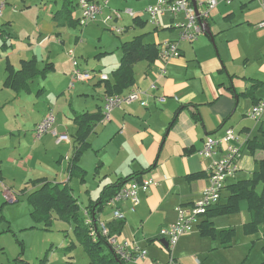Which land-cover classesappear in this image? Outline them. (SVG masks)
<instances>
[{
	"label": "crops",
	"instance_id": "0c3cea01",
	"mask_svg": "<svg viewBox=\"0 0 264 264\" xmlns=\"http://www.w3.org/2000/svg\"><path fill=\"white\" fill-rule=\"evenodd\" d=\"M4 1L7 5L0 18V39L3 41H0V195L9 205L24 197L30 214L32 207L27 201V196L37 188L34 180L69 184L72 188L70 182L72 177L76 176L85 186L86 177L84 176L83 180L79 172L71 176L70 171L71 159L78 146V126L74 119L76 113L103 114L104 99L107 95L105 81L95 78L87 83H77V89L68 84L67 89L74 93L69 98L65 96L66 85L58 86L54 103H46L43 97L48 93L47 89L34 91L31 84L36 79L48 80L51 75L61 73L60 55L62 52L67 54L70 49L76 52L79 59L81 56L85 57L87 62L90 55L94 54V65L89 64L90 70L107 74L109 79L113 80L112 73L119 67L123 56V43L141 35L145 44L159 45L165 41H178L181 51L179 58L165 62L159 57L153 63L145 60L136 63L135 84L121 93L128 94L132 89L139 88L142 90L141 99L147 100L148 106L137 101L114 109L109 120L103 119L96 125L88 138L90 148L83 153L84 155L92 148L99 124L103 121L115 124L116 135L108 144L114 143L110 153L117 159L114 160L115 167L120 170L126 164L130 167L135 163L137 168L130 173L123 169L120 173L115 170L116 181L132 173H142L141 178H153L157 183L147 191L141 192V202L135 211L131 210L130 201L116 204L126 215L120 237L135 242L148 252L144 261L128 264H170L171 253L166 251L160 231L177 221L178 206L192 205L202 197L207 185L208 170L213 161L220 157V154L213 158L199 154L206 138L222 136L226 129L233 128L246 142L243 152L249 150L248 142L251 140L264 142V115L259 120H253L247 115L253 105L264 97V27L259 26L264 21V8L256 0H216V5L210 10V18L206 20L213 36L203 31L194 42H188L180 39V31L175 26L183 22L182 14L163 17L161 26L157 28L148 21L145 11L155 0H147L142 10L131 6V0H125L126 4H130L126 10H132L135 16L130 15L132 18L126 20L125 13L121 21L114 23L125 29V37L117 43V59L114 61L116 50L112 49L113 42L104 41L103 34L93 43L91 49L80 39L78 33L73 35L72 29L77 30L80 27L78 22L72 26L67 19H56L64 0ZM12 1L23 2L24 8L37 6L38 3L43 5L39 7L37 14L33 15L35 21L31 26H34L32 31L31 28L26 31L21 28L33 19L32 16L26 11L15 12L18 7H12ZM207 2H200L199 9L201 10V6ZM115 3L110 1V6L121 10L119 3ZM212 12L215 13L214 17ZM80 13L76 5L72 15L75 21L79 19ZM89 26H95L88 32L95 35H98L97 31L102 27L112 31L111 24H105L102 19L87 27ZM17 29L22 32L19 37L13 35V31L18 32ZM23 31L27 34L23 35ZM72 35L76 37L75 43L71 41ZM78 42H81L79 47L76 46ZM79 49L82 51L80 54ZM33 58L36 59L39 69L48 64L53 69L46 77L31 80L26 90L16 91L7 85L6 81L10 75L8 67L20 70L23 60ZM110 67V72L104 71ZM163 70L165 73L162 74ZM64 77L70 80V71L65 73ZM258 82H262V85L255 86ZM161 96H165L166 100L158 101L157 98ZM24 111L27 112V117L19 119ZM50 111L55 114V130L60 134H68L69 141L58 142L52 133L40 138L35 136L37 123ZM250 155L248 160L251 163L252 175L257 170L254 166L258 168V162L263 158L264 152L258 150L254 155L250 152ZM82 157L78 164L86 174ZM137 160H140L141 168L138 167ZM240 162L237 178L229 184L239 180V175L244 171V160L241 158ZM101 164L104 162L99 163ZM195 175L199 176L194 177ZM114 182L102 179L96 189L98 196L92 198L89 192L88 204L99 198L105 185ZM224 195L226 201L227 190ZM12 207H2L4 221L1 222L0 229L3 233L11 231L10 226L6 229L5 222L10 224L13 217H20L23 209L20 207L18 210H12ZM108 207L112 208L111 216L106 215ZM114 207L107 203L101 212H97L99 225L114 220ZM86 213L87 210L82 214ZM222 216L213 217L211 221L217 232L235 229L236 235L232 239L231 247L223 248L219 236L215 239L202 236L200 228L196 226L195 231L185 234L179 240L172 253L175 261L179 264H240L246 260L244 264H253V251L259 246L261 250L264 247L261 233H244V237L239 238L236 227L218 230L216 223ZM57 219L59 217L54 214L53 222ZM204 219L205 216L201 218L200 223ZM247 222H244L243 226ZM33 226L35 225L30 227ZM245 247L249 249L244 254Z\"/></svg>",
	"mask_w": 264,
	"mask_h": 264
},
{
	"label": "trees",
	"instance_id": "16d2710c",
	"mask_svg": "<svg viewBox=\"0 0 264 264\" xmlns=\"http://www.w3.org/2000/svg\"><path fill=\"white\" fill-rule=\"evenodd\" d=\"M76 0H64L62 9L57 13L56 19H67L70 25H75L72 17L76 8ZM138 21L139 19H135ZM123 56L119 67L113 71V80L105 81V90L107 95L121 94L129 87L135 84L134 65L140 61L153 63L159 55V45L145 44L143 36H136L132 40L123 43L121 47ZM10 75L6 84L16 91L26 90L31 80L38 77H46L53 69L50 64L45 68L37 67L36 59L23 60L20 70H14L8 67ZM262 85L258 82L255 86ZM104 119V113H76L75 123L78 126L76 139L78 141L77 149L71 159V176L75 173H81L84 180L85 170L79 166L80 158L83 153L90 148L88 142L89 136L95 130L96 125ZM248 149L251 154L261 150L264 152V142L259 143L251 140L248 142ZM146 171V170H145ZM142 173H132L124 178L118 179L114 183L103 187L100 196L96 200L89 202L86 215L81 212L79 199L74 195L69 184L54 183L43 179L34 180L37 186L27 196V201L32 207L31 215L35 222L50 226L56 214L60 220L74 224V233L79 244L83 245L94 264H128L122 260L108 243V238L100 230L97 222V212H101L107 203L119 192L121 187L132 179L141 180ZM195 175L194 177H198ZM1 177V169H0ZM225 190L228 195L225 201ZM223 191L222 199L219 203L210 206L203 215L205 219L197 225L200 228L201 235L215 239L220 237L223 248H229L232 239L236 235L235 229H224L217 232L213 226L211 218L222 215H231L240 212V203L246 201L248 210L251 214L249 222L243 226L244 233L247 235L261 233L264 240V156L258 162V168L249 178L239 179L234 183L227 184ZM202 216V217H203ZM91 221L88 223L87 221ZM110 230V235H120L124 227V221L112 220L105 222ZM33 226L31 228H34ZM91 227H96L95 235H91ZM48 228V227H46ZM75 245L72 242V246ZM264 253V247L262 248ZM246 260L240 264H244ZM264 264V261L262 262Z\"/></svg>",
	"mask_w": 264,
	"mask_h": 264
},
{
	"label": "built area",
	"instance_id": "2783aa9c",
	"mask_svg": "<svg viewBox=\"0 0 264 264\" xmlns=\"http://www.w3.org/2000/svg\"><path fill=\"white\" fill-rule=\"evenodd\" d=\"M230 1V0H229ZM259 5L264 8V0H256ZM7 3L0 0V18L4 14V9ZM78 8L80 9V17L78 23L81 27H87L98 19H102L105 24H111V30L116 34H122L124 28L114 25L123 19L124 13L135 16L132 10L125 12L110 6V0H77ZM216 5V0L207 2V10H200L197 13L191 0H155L149 4L145 11L148 15V21L155 27L161 26V19L167 15L176 17L183 15V22L177 23L175 26L179 29L181 40L194 42L199 34L203 32V26L199 19L206 22L210 18V10ZM264 27V21L259 24ZM67 54L72 62L71 82L70 87L73 88L77 83H87L95 78L100 81L109 80V76L94 70L82 69L79 67L78 57L73 49L67 51ZM160 58L168 62L171 59H176L181 56V51L178 41H165L159 44ZM162 74L165 73L163 70ZM142 90L139 88L132 89L128 94L106 95L104 99V119L109 120L111 112L121 107L124 104H131L137 101L145 106H148V101L141 99ZM158 101L166 100L165 96L157 98ZM253 120H259L264 115V97L253 105L247 114ZM55 114L53 111L37 123L35 127V136L42 137L47 133H52L56 136L58 142L69 141L68 134H60L54 128ZM241 134L233 128L225 130L224 134L219 137L208 136L204 141L203 147L199 151L201 156L213 158L220 154V157L215 159L207 173V185L203 190L202 197L192 205H180L176 208L177 221L162 228L160 235L168 242L165 247L170 253V264H179L175 261L172 253L174 252L179 240L182 236L190 233L199 224L202 216L206 213L210 206L219 203L223 196L227 184L237 178L240 171V159L243 156V147L245 146ZM153 178H142L141 180L132 179L126 182L119 192L108 202L109 205H114L113 218L117 221H123L126 218L116 204L123 201L131 202V210L135 211L136 207L141 202V192L147 191L152 185H156ZM91 223L90 219L87 221ZM102 233L108 238V243L112 246L116 254L125 262H141L147 259L148 252L140 247L135 242L122 239L120 235H110V230L105 222L99 225ZM96 227H91V235H95ZM152 264H159L153 262Z\"/></svg>",
	"mask_w": 264,
	"mask_h": 264
},
{
	"label": "rangeland",
	"instance_id": "374dc122",
	"mask_svg": "<svg viewBox=\"0 0 264 264\" xmlns=\"http://www.w3.org/2000/svg\"><path fill=\"white\" fill-rule=\"evenodd\" d=\"M115 5L119 3L120 9L125 12L126 8L129 7L128 4H126L125 0H110ZM147 0H131V6H136L140 10L144 8L145 3ZM139 2V3H138ZM200 2L206 3L207 0H198V4H201ZM12 7L15 5L18 7L15 12H28L32 18L33 15L37 14V11L39 7L43 6L39 3L37 6H26L24 8L23 2L15 3L14 1L11 2ZM43 4V3H42ZM201 10H207V4H204L201 6ZM125 14V13H124ZM142 17H146L145 14H141ZM214 17L215 13L212 12ZM127 19L130 20L132 18L128 13L125 15ZM29 17V16H28ZM19 19V18H18ZM35 19H30L27 25L21 26V28H24V31L27 29H30L32 24H34ZM213 20H211L212 22ZM20 23H22L20 21ZM150 24V23H149ZM80 26V25H79ZM151 26V24H150ZM95 26H89L87 28L79 27L77 30H73V35L78 33L80 39L84 41L88 45V48L93 49V43L96 42L98 37H100L101 34L104 35V41L107 40L110 43L113 42L111 45L114 49H117V43H120V39L125 37V33L122 34H114L112 31H108L107 29L98 30V35H95V33H88L91 28ZM36 28V26H35ZM83 28V30L81 29ZM33 28L30 29L32 31ZM10 30V29H9ZM18 32L13 31V35L15 37H19L22 35L21 29H17ZM23 31V35H26L27 32ZM80 32V33H79ZM71 36V41L76 42V37ZM122 35V36H121ZM120 36V37H119ZM15 39V38H14ZM18 39V38H17ZM16 40V39H15ZM0 41H2L0 39ZM79 41V39H78ZM3 42V41H2ZM82 42V41H81ZM81 42L77 43V47L81 46ZM115 42V43H114ZM1 44V42H0ZM78 50V49H77ZM118 50L114 52L113 60L115 61L117 59V53ZM79 54L82 53V51L79 49ZM66 54V52H65ZM64 52L61 53L60 59L62 61L61 64V73L58 72L56 75H51L48 80L44 79H36L32 84V88L34 91H38V89H47L46 96L43 97V100L48 103L50 101H55L56 98V91H58V86L60 85H66L65 88V96L67 98L70 97L71 94L69 90L67 89L68 84L70 85L71 79L69 78L65 79L64 75L65 73L72 71L71 61L69 60L68 55H65ZM91 54V53H90ZM94 54L90 55L89 62L85 59V57L78 58L79 67L82 69H91L90 65H94L93 56ZM88 63V64H87ZM90 64V65H89ZM104 71L110 72V68H105ZM102 73V72H100ZM61 80H65L62 82ZM79 87V84L75 85V88L77 89ZM36 93V92H35ZM58 96V95H57ZM125 105V104H124ZM122 105V106H124ZM31 106V105H30ZM20 114V118L27 117V112ZM116 126L115 124H112L111 122L103 121V123L99 124L97 127L95 141L93 142V146L91 149H89L82 157L83 165L85 169L87 170V173L85 174V177L87 179L85 186H83L80 183L79 177L73 176L70 184L72 186L73 192L75 195L79 198L80 204H81V212L83 213L88 206V196L89 192H91L92 198H96L98 196L97 192V185L100 183L102 179H106L107 182H114L117 179V174L115 170L126 171L127 173H130L133 171V169L136 168V164L134 163L132 166H128L129 164H126L122 169L119 170V168L115 167L114 160H117L112 153H110V150L114 148V143H111L110 145V139L113 138L116 133ZM251 155L249 150H245L243 152L242 159L244 160L245 169L241 174L239 175V179L248 177L251 175V163L250 159ZM249 159V160H248ZM248 160V161H247ZM100 162H104V164L99 165ZM140 160H137V165L139 168L142 166L140 165ZM246 162V163H245ZM241 163V162H240ZM99 165V166H98ZM254 169H257L256 166H254ZM125 173V172H124ZM125 175V174H124ZM88 194V195H87ZM87 195V196H86ZM12 207V210H18V208L22 207V211L20 214V217L15 216L13 217L12 222L9 224L7 221L6 229L8 226L11 227V231L9 232H1L0 229V264H94L92 263L89 254L87 253L85 247L81 244H79L76 240V236L74 233V224L69 223L64 220L57 219L50 226H45L43 223H37L33 219L32 215L30 214L29 206L25 200L24 197L19 198V202L15 204H7L5 203L4 198L0 195V224L4 219L2 218V207ZM106 215L111 216L112 215V208L108 207L106 208ZM17 212V211H15ZM251 219V214L247 208V202L243 201L241 203V211L239 213H236L235 215H227L222 216L220 219H218L216 223V227L218 230H221L226 227H236L239 231V238L244 237V230H243V223L247 222ZM31 225H35V228H31ZM48 227V228H46ZM196 228L194 229V231ZM72 242L75 243V245L72 246ZM262 245V244H260ZM249 249V247H248ZM248 249L245 247L243 249L244 254L247 253ZM168 252V250L166 249ZM169 253V252H168ZM253 264H261L262 260L264 259V254L262 250L260 249V246L258 249H255L253 251V254L251 255Z\"/></svg>",
	"mask_w": 264,
	"mask_h": 264
},
{
	"label": "water",
	"instance_id": "95a60500",
	"mask_svg": "<svg viewBox=\"0 0 264 264\" xmlns=\"http://www.w3.org/2000/svg\"><path fill=\"white\" fill-rule=\"evenodd\" d=\"M192 3H193V6L195 7L197 13L199 14V4H198V0H191ZM199 22L201 23V25L203 26V30L206 34H208L209 36H213L212 35V32L210 30V27H209V23L208 22H204L202 21L201 19H199ZM162 243L164 244L165 247H167L168 245V242L166 239H163Z\"/></svg>",
	"mask_w": 264,
	"mask_h": 264
}]
</instances>
